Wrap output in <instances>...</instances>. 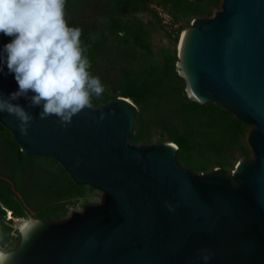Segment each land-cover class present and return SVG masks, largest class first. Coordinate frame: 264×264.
Listing matches in <instances>:
<instances>
[{"label":"water","instance_id":"1","mask_svg":"<svg viewBox=\"0 0 264 264\" xmlns=\"http://www.w3.org/2000/svg\"><path fill=\"white\" fill-rule=\"evenodd\" d=\"M177 67L192 100L252 127V156L230 173H198L179 162L175 142L131 141L137 107L124 96L67 127L27 109L36 117L27 135L0 113L27 156L54 158L76 184L103 192L70 216L21 228L11 264H264V0H223L214 16L192 19ZM17 88L0 73V92Z\"/></svg>","mask_w":264,"mask_h":264},{"label":"trees","instance_id":"2","mask_svg":"<svg viewBox=\"0 0 264 264\" xmlns=\"http://www.w3.org/2000/svg\"><path fill=\"white\" fill-rule=\"evenodd\" d=\"M220 1L66 0L65 6L68 24L82 29L90 70L104 85L103 94L93 97L92 105L119 96L132 99L137 108L131 141L150 144L156 134L175 142L179 162L198 173L227 169L251 156L246 140L249 125L215 103L192 100L178 72V56L166 53L161 60L155 59L150 32L137 16L157 2L170 5L174 13L210 17ZM10 39L3 35L5 44ZM88 189L76 184L56 159L27 156L12 131L0 122V247L16 238L15 218L67 217L71 205Z\"/></svg>","mask_w":264,"mask_h":264},{"label":"clouds","instance_id":"3","mask_svg":"<svg viewBox=\"0 0 264 264\" xmlns=\"http://www.w3.org/2000/svg\"><path fill=\"white\" fill-rule=\"evenodd\" d=\"M65 6L66 0H0V33L11 38L0 49V73L13 74L18 85L7 96L0 92V113L14 116L22 135L36 118L27 109L39 107L40 119L55 116L67 127L104 92L90 70L82 29L68 24ZM21 97L26 107L17 102ZM11 260L0 247V264Z\"/></svg>","mask_w":264,"mask_h":264},{"label":"rangeland","instance_id":"4","mask_svg":"<svg viewBox=\"0 0 264 264\" xmlns=\"http://www.w3.org/2000/svg\"><path fill=\"white\" fill-rule=\"evenodd\" d=\"M222 2L223 0L220 1L218 6L213 7L211 16L215 15L216 11L222 5ZM205 3L206 2H203V4ZM150 8H151L150 11H147L144 14L138 15L137 18L140 19L141 22L144 23V26L147 27V29L150 32L151 46L154 51V55H153L154 58L161 60L166 53L175 54L176 56H178L180 46H181L182 36L185 32V29L187 28L189 23L192 21V19H195L197 17H203V16H197V15H192V14L184 15L177 11H175L174 13V10L171 8L170 5H168L167 7H163L157 2L151 3ZM251 129L252 127L249 125V130H248V134L246 137L247 141H248V135ZM165 141H170V140L160 139L159 135L154 134L152 143L165 142ZM243 158H246V157H243ZM235 166L236 165L228 166L227 169L225 170L230 173L235 168ZM88 187L89 189H88L87 195L82 198H79L78 200H76L75 204L71 205L70 211L67 216H70V214L75 210H78V211L83 210V207L85 206V204L89 202H100L101 201L103 192L92 186H88ZM35 218L36 217H34V215H30L28 218H24V219L15 218L14 219V227L16 229L14 236L16 238L11 243L8 244V246L6 247L8 250L14 248L17 245L18 239H19V238L17 239V237L20 236V229L22 225L26 221H30Z\"/></svg>","mask_w":264,"mask_h":264},{"label":"bare ground","instance_id":"5","mask_svg":"<svg viewBox=\"0 0 264 264\" xmlns=\"http://www.w3.org/2000/svg\"><path fill=\"white\" fill-rule=\"evenodd\" d=\"M185 33V32H184ZM183 36H184V34H183ZM183 36H182V38H183ZM182 41V40H181ZM32 221L33 220H30V221H24L25 223L22 225V229L25 231L26 229H27V227L32 223Z\"/></svg>","mask_w":264,"mask_h":264}]
</instances>
